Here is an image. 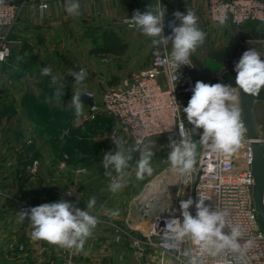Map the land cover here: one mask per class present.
<instances>
[{
  "label": "crops",
  "instance_id": "1",
  "mask_svg": "<svg viewBox=\"0 0 264 264\" xmlns=\"http://www.w3.org/2000/svg\"><path fill=\"white\" fill-rule=\"evenodd\" d=\"M166 1L176 11L186 13L189 8L199 17V26L206 33L204 44L196 49L202 54L205 45L207 49H218L231 44L232 25L220 26L210 23L207 0ZM5 2L20 4V17L10 33L11 56L7 61L0 62V189L23 200H33L37 179L46 182L49 180L44 191H38V194L40 192L47 195L42 196L45 200H48L50 195V203L63 199L74 203L81 210H86V202L92 198L88 193L73 187L65 192L52 188L54 180L60 183L61 180H65V173L73 170L70 162L67 161L64 167H61L60 162L54 164L53 157L48 158V154L42 152L37 135L33 142L26 144L27 136H33L31 134L33 124L28 123L27 120H30L31 116L28 111L26 112L28 109L23 106L32 102L37 106L45 105L49 103V98L22 94L28 84L34 88L36 94L38 89H50L52 98L58 84H52L51 77L41 74L44 67H50L52 74L64 85L61 100L59 102L53 100L50 103V111L56 109L51 119L52 122L62 121L65 115L74 113L70 101L72 92L78 87L82 92L91 91L98 97L104 91L119 86L125 76L148 68L151 38L135 28H130L125 20L131 18L136 10L144 12L149 4H155L157 0H79L81 5L79 16L69 15L65 11L66 0H5ZM42 3L47 4L43 12L39 8ZM166 9L165 20L174 17V12L168 7ZM251 27H257L259 32L264 33L263 25L250 23L244 28L249 30ZM113 39L116 43L120 42L122 48L109 43V40ZM170 47L171 45L168 50H171ZM17 57L21 59L17 60ZM81 68L88 73L83 86L75 85L74 78L68 74L69 70L79 71ZM7 90L8 95L5 94ZM87 106L84 104L85 114L88 113ZM105 116L108 115L100 113L96 115L95 121L101 122ZM54 126L51 125L50 128H54L56 132L71 129L69 124H65L64 127H60L59 124ZM78 133V129H73L75 138ZM93 134L95 132L91 135ZM69 136L71 137V134ZM261 139L264 141V137L261 136ZM92 146L87 149H92ZM79 147L82 150L86 149L85 144ZM34 161H37L35 172L32 171ZM49 168L50 174L43 175L42 170ZM63 168H66L67 172H63ZM59 169L61 173L57 172ZM36 174L40 176L37 179ZM83 178L79 180L84 184L87 179ZM107 191L95 193L93 197L96 199V205L91 214L115 222L113 219L124 216L119 210L120 207L124 208L122 202L125 200L113 203L111 198L113 193L109 192V189ZM67 192H71L72 195H67ZM10 197L0 196V213L4 212L5 216L6 213L12 212V208H16ZM115 210L119 211V215L111 217L109 213ZM125 216L127 217V214ZM9 229L18 234L16 236L18 240H24L20 248L12 246L10 242L0 243V264H61L69 254H72L73 264H107L91 250L73 252L45 241H33L30 224L10 226ZM99 230L101 233L108 232L107 227ZM135 257L138 264H157L151 262L146 254L140 257L135 251Z\"/></svg>",
  "mask_w": 264,
  "mask_h": 264
},
{
  "label": "clouds",
  "instance_id": "2",
  "mask_svg": "<svg viewBox=\"0 0 264 264\" xmlns=\"http://www.w3.org/2000/svg\"><path fill=\"white\" fill-rule=\"evenodd\" d=\"M4 2L5 0H0V5ZM40 7L43 12L47 5ZM64 8L69 15L79 16L81 14L79 0H66ZM166 12V7L160 0H157L155 4H149L144 12L134 11L131 18H126L125 23L151 38V46L157 53L161 51L167 53V59L162 63L176 69H179L181 65L194 66L190 56L204 44L206 39L205 31L199 26V17L189 8L186 13L174 12L175 19L168 25L171 33L165 35ZM227 19L226 14L217 17L220 26H224ZM175 21L180 22L178 26ZM169 45H171L170 53L168 52ZM8 56H11L10 50L0 51V62ZM19 59L21 58L17 57V60ZM234 71L236 72V87L223 83L209 84L202 81L195 83L187 106L182 108L188 124L193 127L186 129L181 120L178 124L181 139L177 141L171 135L169 136L171 150L167 160L173 171L180 174L191 173L197 163L198 149L201 147H207L214 153L225 155L234 153L241 147L245 125L241 119L238 89L244 93L258 95L264 87V60H261V53L254 48L244 51L235 64ZM41 74L51 77L52 84H58L53 97L49 98L48 102L51 103L53 100L59 102L63 96L64 85L52 74L50 67H44ZM68 74L74 78L75 85L79 86H83L88 76L83 68L79 71L69 70ZM82 95L85 94L78 87L72 92L70 101L77 119L84 115ZM177 109L181 108L177 105ZM201 129L202 133L199 131ZM167 130L171 131V128ZM196 134L200 137L199 141L191 139V135ZM112 141L116 145V150L106 152L102 160L105 176L111 177L113 171L117 174V179H113L108 185L109 191L117 193L127 186L132 176V171L129 169L133 168L130 161H133V154L136 152L139 153V159L135 160V179L143 180L146 176L153 175L152 161L155 156L153 151L156 146L155 141L137 138L135 143L129 144L123 137ZM67 195H72V193L67 192ZM207 199L209 198L199 193V199L195 203V217L189 212V208L194 203L193 199L180 201L183 220L181 222L179 218H172L166 221L163 229L165 247L177 248L187 239L198 245L201 253L216 256L227 250L237 254V259L243 261L244 254L251 247L252 241L242 244L241 239L244 235L242 227L239 224H233L227 209L211 211L205 204ZM95 205V197L86 202V210H81L74 203L61 199L59 202L44 203L30 209H22L19 218L21 221L26 218L30 221L33 241H45L60 248L81 251L99 223L98 218L91 214ZM109 214L111 217H117L119 211H111ZM225 228L229 230L227 234L222 231ZM184 254L189 255L187 251ZM189 264H199L198 258L193 256Z\"/></svg>",
  "mask_w": 264,
  "mask_h": 264
},
{
  "label": "built area",
  "instance_id": "3",
  "mask_svg": "<svg viewBox=\"0 0 264 264\" xmlns=\"http://www.w3.org/2000/svg\"><path fill=\"white\" fill-rule=\"evenodd\" d=\"M207 1L208 20L212 24H219L217 17L226 14L228 18L226 24L232 26L240 27L246 23L264 25V0ZM41 5L47 4L42 3L39 8ZM19 17L20 4L4 2L0 5V51L5 49L12 51L10 33ZM174 19V17H169L165 20V35L171 33L168 25ZM170 51L168 50L169 53ZM149 53V67L125 76L119 86L103 92L98 97L91 91L83 93L93 98L92 104L87 106V115L91 119L104 113L117 124V127L105 138L108 145L114 146L112 140L118 137H123L129 144H132L137 138H144L146 141L151 137L163 136L165 138L163 151L167 160L171 150L169 136L171 135L177 141L181 139L178 128L180 121L183 120L186 129L193 127L188 124L182 108L187 106L191 98L194 83L188 72L190 66L181 65L179 69H176L162 63L167 59V53L163 51L157 53L152 46H150ZM9 58L10 56L6 57L3 62ZM176 104L181 109L178 110ZM170 128L171 131H168L167 129ZM199 131L202 133L203 130ZM194 137L200 138L198 134L191 135V139ZM250 143L251 139L247 136L245 129L242 145L234 153L225 155L214 153L207 147H201L199 160L189 174L173 171L172 166L169 165L167 176H172L174 181L173 187H169V190H174V194L168 196L170 202L158 207V212L151 219L146 232L137 235L133 232L135 228L133 229L132 226L126 229L117 222L101 217H97L99 220L97 227H107L111 230L116 242L127 239L131 247L135 248L138 256L146 254L151 262L157 264H189L193 256L198 258L199 264H264V231L252 198ZM36 167L37 161H34L33 172L36 171ZM199 169L202 171L195 183ZM110 179L112 181L117 177L112 176ZM163 190H168V188H163L161 193ZM199 193L209 198L205 200V204L211 211L227 209L230 212L233 224H239L243 229L242 244L252 241L251 247L244 254L243 261L237 259V254L227 250L216 256L201 253L199 246L187 239L177 248L165 247L163 229L166 221L179 218L182 222L180 201L188 198L194 201L189 212L195 217V203L199 199ZM0 195L9 196L2 191ZM10 198L18 206L19 211L35 207L19 197L11 196ZM155 204L149 211L156 208ZM222 231L227 234L229 230L225 228ZM144 248L153 249V254L145 253ZM71 251L82 252V250L74 249ZM186 251L189 255L184 254ZM71 255H67L61 264H73Z\"/></svg>",
  "mask_w": 264,
  "mask_h": 264
},
{
  "label": "rangeland",
  "instance_id": "4",
  "mask_svg": "<svg viewBox=\"0 0 264 264\" xmlns=\"http://www.w3.org/2000/svg\"><path fill=\"white\" fill-rule=\"evenodd\" d=\"M248 24L246 23L240 26L241 29H243L244 31H248L245 30L244 28ZM252 28L258 30L257 27H251L250 29ZM237 30H238L237 26H232L231 44L235 43L234 34ZM247 44L252 49L253 48L256 49L259 53H261V55L264 56V39L251 40L248 41ZM194 54H196L198 57L202 55L200 50H196ZM25 87L26 89L22 95L28 94L33 97L37 96L40 98L41 97L50 98V89L47 88L38 89V94H36L32 86L26 84ZM5 94L8 95V90L5 92ZM23 107L28 109L26 110V112L28 111V113L31 116V119L27 120L28 123L31 125L33 124L32 126L33 129H31L32 131L31 134L33 136H27L26 144L28 143L30 144L31 141L33 142V138L37 135L40 146L42 148V152L45 155L47 153L48 158L53 157L52 161L54 164L60 162L62 164L61 167H64L66 165V162L69 161L71 166L74 167L73 170L69 171V173H65V180H61L60 183L57 180H54V182L52 181L54 184L52 188L55 190L65 192L66 190L70 191L71 187H73L75 189H78V191H83L84 193L85 192L88 193L90 197H93L95 193L101 190L108 192L107 191L109 189L108 185L111 183L110 178L112 176L117 177V174L113 171L111 177L105 176L104 174L105 169L103 168L102 160H103V155L106 152L108 151L114 152L116 150V146L115 145L108 146L107 141L105 139L106 136H108V134L111 133V131L117 127L116 122L111 117L108 116L103 117L101 122L99 121L96 122L95 121L96 117L91 119L87 115V113L86 114L84 113V115L79 119L75 117L74 113L70 115L67 114L63 117L62 121L59 120L52 122L51 115L53 113H56V109L50 111V103L47 104L45 103V105L41 104L37 106L35 102L34 103L32 102L30 104H27L26 106L24 105ZM253 113H254V119L258 133L260 137L261 136L264 137V104L262 101L255 102ZM58 124L60 127H64L65 124H69L71 129L69 130L65 129L56 132V130L54 129L56 127L54 125H58ZM49 125L54 126V128L52 127L50 128ZM75 128L79 130V133L77 134L78 136L75 138L72 137L71 135L70 137L69 134H71L73 132V129ZM93 132H95V134L91 135ZM78 137L80 138L82 137L86 139V141L93 142L92 144L93 148L88 150L86 147V149L82 150L81 147H78L77 145L79 140ZM149 139L156 142V146L153 148V151L155 152V156L153 157V161H152V166L154 168L153 175L151 177L146 176L145 179L143 180L135 179L134 165H135V160L139 159V153L138 152L134 153L133 154L134 159L133 161H130V163H132L133 165V168L129 169L130 171H132V176L129 178V183L121 191L117 193H113V196L111 197L113 203L117 200H121V201L125 200L124 203L122 202L124 208L121 209L122 207H120L119 210L121 213H123L124 216H120L118 219H113V220H115V222L117 223L119 222L118 224H120L123 228L126 229L132 226L133 229L135 228L133 232L137 235H140L141 233L147 231L151 219L158 212V207H160L161 204L164 203L167 204L168 202H170L168 196L174 194V190L173 191L169 190V187L172 188L174 185L172 176H169L170 181L168 185L169 186L168 190H163L162 193L161 192L157 193L159 197L155 202L156 208L153 209L152 211L145 212V210L141 206L142 201L140 200V197L142 196L147 184L151 183L156 177L165 174L168 175L167 167L171 165L168 162V160H166V155L164 154L163 151L165 138L163 136H155ZM199 139L200 138L194 137L192 140L199 141ZM198 152L199 154L197 157V162L199 160L201 148L198 149ZM66 170H67L66 168H63L62 171L65 172ZM76 170H80L81 172L77 173ZM57 172L61 173V170L59 169ZM42 174L48 176L50 174V168L46 170H42ZM37 176H35L36 179L40 177L39 175ZM82 177H84L83 180L87 179L86 183L84 184L81 183V180H79L82 179ZM47 181L48 182H46V180L42 181L41 179L40 180L37 179L36 182L37 184L34 186L35 199L33 200L27 199V201L25 199L24 201L30 202L35 206H39L44 203H50V195L48 197L49 199L45 200L42 196H47V195H42V193L40 192L38 194L39 190L44 191V188L48 186L49 180ZM13 188L14 186H12V189ZM0 191L3 190L0 189ZM7 195L14 196L12 194H9V192L7 193ZM1 197H3V195ZM41 198H43V200H38ZM58 199L59 198H57V200ZM16 208H12V212L10 214L6 213V216L4 212L0 213L1 214L0 243L10 242L11 244H13L12 246L18 248L24 239L18 240L16 237L18 236V234L14 233L12 229H9V227L30 224L29 223L30 221L27 218L24 221H21L19 218L20 211L17 205ZM126 214L127 217L125 216ZM101 228L103 227L100 228L96 227L93 230V234L86 241L82 252L84 250H91L92 252H94V254L96 252L97 253L96 257L101 258L102 261H105L107 264H138L137 259L135 260L136 250L135 248L131 247L127 239L124 238L121 242H116L114 241L113 238L114 234L111 230L108 229L107 233L106 232L101 233L99 230ZM99 248L100 250H98ZM144 252L147 254H153V249L144 248ZM100 254H104V255L102 256Z\"/></svg>",
  "mask_w": 264,
  "mask_h": 264
},
{
  "label": "water",
  "instance_id": "5",
  "mask_svg": "<svg viewBox=\"0 0 264 264\" xmlns=\"http://www.w3.org/2000/svg\"><path fill=\"white\" fill-rule=\"evenodd\" d=\"M172 12L176 10L166 1L160 0ZM181 12V10H178ZM176 21V25H179ZM235 43L228 44L218 49H207L205 45L204 53L198 57L196 54L190 56L192 65L188 69L195 86L197 81L209 84L223 83L236 87L234 71L235 64L239 61L244 51L252 49L248 46V41L264 39V33L252 28L244 31L241 27L234 34ZM261 60L264 56L261 55ZM240 109L242 121L245 125L247 136L251 139V176H252V198L259 222L264 231V141L261 139L254 119L253 108L256 101L264 104V87L258 95L244 93L239 90ZM81 100L86 105H91L93 98L82 95ZM201 169L197 171L195 183L201 174Z\"/></svg>",
  "mask_w": 264,
  "mask_h": 264
},
{
  "label": "bare ground",
  "instance_id": "6",
  "mask_svg": "<svg viewBox=\"0 0 264 264\" xmlns=\"http://www.w3.org/2000/svg\"><path fill=\"white\" fill-rule=\"evenodd\" d=\"M169 176L161 175L156 177L151 183H148L142 196L140 197L141 206L145 211H149L153 207L155 200L159 197L157 194L161 192L163 188H168L169 186ZM139 199V198H138Z\"/></svg>",
  "mask_w": 264,
  "mask_h": 264
},
{
  "label": "trees",
  "instance_id": "7",
  "mask_svg": "<svg viewBox=\"0 0 264 264\" xmlns=\"http://www.w3.org/2000/svg\"><path fill=\"white\" fill-rule=\"evenodd\" d=\"M115 41V39H113V40H109V43H113V44H117L120 48H122V45H120V42H114ZM124 47V46H123ZM71 135H72V137H74L73 136V132L71 133ZM88 142V143H87ZM83 144H85L86 145V147L87 148H89L90 146H92V143L91 142H89V141H86V139H84V138H80L79 140H78V147L80 146V145H83Z\"/></svg>",
  "mask_w": 264,
  "mask_h": 264
}]
</instances>
